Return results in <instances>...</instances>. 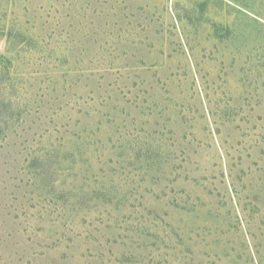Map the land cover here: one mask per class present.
<instances>
[{"label":"rangeland","instance_id":"rangeland-1","mask_svg":"<svg viewBox=\"0 0 264 264\" xmlns=\"http://www.w3.org/2000/svg\"><path fill=\"white\" fill-rule=\"evenodd\" d=\"M0 264H264V0H0Z\"/></svg>","mask_w":264,"mask_h":264}]
</instances>
